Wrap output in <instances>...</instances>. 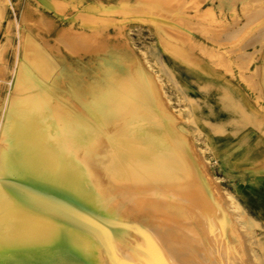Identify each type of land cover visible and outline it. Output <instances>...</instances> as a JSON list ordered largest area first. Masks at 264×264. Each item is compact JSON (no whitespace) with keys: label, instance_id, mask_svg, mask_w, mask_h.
I'll list each match as a JSON object with an SVG mask.
<instances>
[{"label":"rangeland","instance_id":"rangeland-1","mask_svg":"<svg viewBox=\"0 0 264 264\" xmlns=\"http://www.w3.org/2000/svg\"><path fill=\"white\" fill-rule=\"evenodd\" d=\"M38 49L43 51V55L37 54ZM140 50L153 52L157 64H160V58L166 62L168 67L163 74L165 81L168 80L167 87L172 92L187 97L189 99L187 103L190 105L193 100L199 101L196 110L204 116L199 114L196 125L206 134L207 143L212 151L203 153L199 150L198 147L204 145V139L193 141L196 128L192 124L187 125L180 121V126L187 134L183 140L173 133L163 117L156 114L155 107L143 109V115L144 113L151 115L155 124H148L144 115L142 128L135 127L134 121L126 133L118 135L119 138L127 140L117 171V180L126 189L117 194L115 189L110 188L114 184L109 178L107 180L109 183L101 186L100 191L85 199L87 202L82 209L84 213L81 212L84 225L94 231L98 223L104 227L108 225L107 228L112 225L111 228H116L120 234H124L121 237L124 240L129 241L132 237L140 240L142 234L138 231L135 233L134 228L126 225L127 218L135 222V215L131 211L128 213L130 204H133V200L129 201L132 197L130 192L139 191L143 194L142 201L155 202L153 211L176 223L174 230L173 228L165 230L167 239L171 235L170 242L174 246V251H171L170 256L172 259L175 258L176 264H264V218L253 214L252 207L243 203V199L240 198L238 188L224 176L225 156H219L215 145V138H224L230 130L234 131L235 135L243 130L245 124L250 127L256 125L264 127V0H0V171L3 169L2 165L5 167L7 163L8 167L4 169L9 174L0 172L2 174L0 193L5 192L4 189L8 188L9 184H16L26 174L20 159L23 148L19 127H16L10 118L4 117L10 84L14 76L20 75V59L27 61L25 68L29 73L39 77L44 78L63 71L70 77L78 79L82 85L95 87L98 84L104 87L100 77L106 73L111 74L112 70L117 72L116 67L109 69V66L104 64L109 61L107 60L108 56H111L109 53L130 55L132 51L141 57ZM103 58L106 59L102 61ZM31 61L33 65L28 64ZM60 76V80L65 83L67 80L65 74ZM176 81L179 82L178 85L175 84ZM66 93L74 110L77 113L82 112L80 100L76 98L81 92L69 89ZM86 95L91 96L88 92ZM88 105L96 110L91 101ZM218 116L224 121V125L217 122L220 120ZM63 132L66 134L69 149L79 153L85 135L70 126H66ZM57 135L54 138L56 142L60 140ZM34 149L36 148H31L30 153ZM66 155L69 156V152ZM13 157L15 161L20 159L22 164L19 161H12ZM6 159H9L11 164L14 163V166ZM16 165L19 171L15 170ZM9 167L14 169L13 173ZM201 169L206 177L193 176V170ZM3 175L8 179L4 181ZM206 178L214 191V198L207 192L204 184V181L207 182ZM90 185L85 180L84 186L90 188ZM104 186L106 187L103 188ZM23 190L21 187L17 188L14 193L15 197H18L17 200H13L16 198L12 195L13 199L8 201L10 204L17 201V204L13 202L12 205H7L6 202L3 207L4 200L1 199L0 202V220L4 221L5 218L1 217H6L4 222L1 220L3 223L0 221V232L3 230L2 233L11 242L14 239L12 242L14 245L23 244V249L27 247L22 252H20L22 247L16 248L20 258L26 257L23 259L24 263L22 259L20 263L12 259L6 263L52 264L50 260L42 262L37 258L38 255L45 254L44 257L48 259L49 254L46 255L45 249L48 250L50 247L55 249L54 252L51 249V253L57 264H66L65 260L70 254L66 249L73 247L77 249L80 244L76 245L77 248L66 245L67 240L72 238L73 241L77 233L76 230L73 231L72 221H67V217L71 216L67 214L68 210L53 198L45 201L48 221L57 220L58 217V222L63 220L71 228L68 226L57 228L61 229V232L46 228L47 231L42 230L37 235L40 238L43 234L47 237L50 231L49 238L45 240L39 237L36 239V235L24 238L18 230L17 222H15L17 228L14 229L21 235L15 230H9L10 224H14L13 220L7 217L12 209L14 212L21 209L19 210L21 218L25 217L24 220H27V215L22 212L28 205H37L36 200L32 197L29 199ZM222 191L232 194L246 213L257 221V226L240 227L239 220L243 215L230 208L229 201L223 197ZM201 197L204 198L203 201ZM19 198L22 202H18ZM183 198L200 208L195 210L191 205H186ZM218 201L226 212L228 230L234 237V242L224 239V246L221 247L215 240L216 236L220 237L223 234L220 225L217 224L211 229L210 224L204 219L207 213L202 209H211ZM258 208L264 210V206ZM17 211L15 213L19 214ZM63 221L61 223H64ZM197 226L200 228H196ZM187 227H191L190 231L184 229ZM63 229L66 230V234L62 232ZM14 233L19 237L16 235L14 238ZM52 233L55 234V238ZM68 234H72V237ZM200 237L202 240L206 238L207 241H201ZM17 238L25 241L18 243ZM38 239L44 242L47 240L42 250L44 253L39 249ZM105 239L106 243L98 238L99 247L97 243L94 244L96 251L99 252L101 249L102 259L92 260L91 264H129L128 258L131 256L129 244L119 243L118 237L111 247L108 242L111 238ZM52 243L53 247L50 246ZM101 246L105 248L104 251ZM39 250L43 255L38 254ZM81 253L77 252L79 256ZM32 258H35L37 263ZM68 262L67 264L72 263Z\"/></svg>","mask_w":264,"mask_h":264},{"label":"bare ground","instance_id":"bare-ground-1","mask_svg":"<svg viewBox=\"0 0 264 264\" xmlns=\"http://www.w3.org/2000/svg\"><path fill=\"white\" fill-rule=\"evenodd\" d=\"M42 52L43 51L41 49H38L37 54L43 55ZM109 55H111L108 56L109 58L107 60L109 61L104 64H107L109 66V69L110 67H116L117 72L112 70L111 74L106 73L104 76L100 77V79L104 83V87L98 84L95 87H91L92 85H82L77 81L78 79L76 80L75 78H73V76L70 77L63 71L59 73H53L50 76L44 78L39 77L37 75L29 73L25 68V64L27 63V61L22 58L20 59V75L14 76L13 81L10 84V92L8 94L7 104L4 108V117L6 119L10 118L12 120V123L15 124L16 127H19L18 130L21 133V143L23 148V153L21 152L22 154L20 159L23 164L21 163L20 159L17 161L24 165L23 168H25L26 174L25 177H22V179L16 182V184L10 185L7 180L9 187L4 189L5 192L3 193L5 194L0 193V202L4 200L2 204L3 207H5L4 205H6V202H8L9 200H12L13 198H16L13 200H17L18 197H15L14 193L15 190L17 188L19 189L20 187L25 190L29 199H31L32 197L36 200V206L28 205L24 212L21 211L22 213H25L27 217L29 216L28 218L26 217L27 220L29 219L28 221L24 220L25 217L24 219L21 218L22 214L19 212V210L21 209L18 208V211L15 210V212H19L20 216L18 213L16 214L13 209L12 212L7 216L8 219L13 220L14 223L10 224L9 230H15L14 228H17L18 223V230L21 231L19 232L22 233L24 238L36 235L35 237L37 239L38 237L40 238V236H37L40 231H45L46 228H50L52 229V231L56 229L59 232L61 229L59 230L57 228L68 226L67 223L61 220V214L60 220L65 224L61 223L60 220V222H58V217L56 218L57 220L51 219L48 221L47 204L45 202L46 200L53 198L65 210H68L67 214L71 216L67 217V221H72L71 225L73 231L76 230L75 232L77 233V236L73 237V241L71 240L72 238L67 240L66 245L69 244L68 246H76L77 244H80V247L77 248V245V249H75L74 247L70 248L69 250L66 249L67 252H70V254H68L67 256V259L65 260L67 263H69L68 261H70L74 264H91L92 260L99 261L102 259L100 251L101 249H99L98 252L94 247V244L96 245L98 238L101 239L102 242L106 243L107 239L105 238L110 237L111 239H109L108 242H110L112 247L117 241L116 239L119 237V243L121 242L123 244H129L131 252V256L128 255L129 252L127 254L128 257L130 256V258L127 257L129 259V264H140L141 261L142 264H173L174 262V264H176L175 258L172 259L173 257L170 256L171 251H174V246L170 242L171 235L168 239L165 236L167 234L165 233V230H169L171 228H173L174 230V226L176 223H174L172 219L168 217H161L160 213H156L155 211H153L155 202L142 201L143 194L139 193V191L137 192L134 190L135 192H130L132 197L129 198V201L133 200V204H130L128 213L131 211L133 215H135L136 223L134 222V220L127 218L126 225L134 228L136 230L135 233H137L138 231L142 234V238L140 239L141 241L136 237H132V239L129 241L124 240L123 238H121L124 234H120L117 231L118 229L116 228H111L112 225H110L111 227L107 228L106 226L108 225L104 227L103 224L101 226L98 223L95 231L92 229H88V227L84 225V217L81 216V214L84 213L82 209H84V205L87 202L85 199H88V196L89 198L91 196H94L95 193L100 191L99 189L101 186L109 183L107 181L109 178L112 179L111 182L114 184L113 186H110V188L115 189L117 194L119 193V191L126 189L124 185H121V183L118 182L117 171L118 164L122 159L121 153L124 147L127 145V140L119 138L118 135L126 133L132 127V122L134 121H136L134 123L135 127L142 128V118L144 115L148 124H155V120L151 119V115H149L148 113H144L143 115V109L155 107L157 110L156 114L160 117H163V119L166 120V123L170 125V129L173 131V133L183 138V140L186 139L185 135L187 134L180 126V121L187 123V125L192 124L196 128L194 136L192 137L193 141L198 142L204 139V145L199 147L197 146L199 150H201L203 153L212 151L207 143L206 134L201 131L196 125L197 117L200 115H202V117L204 116L203 113L196 110L199 106V101L193 100L190 105V103H187V101L189 100L187 97L181 96L178 93H174L170 90L169 87H167L168 80L165 81V74H163L168 67L165 61L161 60L160 58V64H157L154 59V53L147 50H140L141 57L136 56L132 51L130 55L111 52L109 53ZM106 58H103L102 61ZM28 64L33 65V61L28 62ZM63 74H65L67 78L65 83L60 80V75ZM5 80L6 79H4V81ZM91 83H93V81ZM176 83L178 85L179 82L176 81L175 84ZM69 89H76L79 93L81 92L80 94L82 96L80 97L79 94L76 95V98L80 100L82 112L77 113V111L74 110L73 105L68 101L66 91ZM87 92L90 93L91 96L88 97L86 95ZM172 96H174V98ZM89 101H91L95 105L96 110H93V108L88 105ZM95 123L97 124V126H93V124ZM66 126L74 127L78 130V132L85 135V137L82 139L79 153L74 150H70L68 144L66 143V134L65 132H63ZM56 134H58L57 136L60 138V140L57 142L54 140ZM31 148L36 149H34V151L30 153ZM17 151L14 152L16 153ZM68 152L69 156L66 155V153ZM9 153H11V151ZM18 156L16 157L18 158ZM14 159L15 157H13L12 161H15ZM8 162L11 164L10 161ZM6 166L7 163L5 167ZM13 166H11V168ZM5 167H3L2 165L3 169ZM16 168L15 170H18L19 167L17 166ZM3 169L1 171L3 172V174L5 173V175H7L8 173L5 169L3 171ZM12 170L14 169H11V172ZM193 173V176L195 175L196 177H199V175L202 176V178L206 177L202 169L197 171L193 170ZM5 175H3V178ZM11 177L13 178L14 175ZM6 179L8 178L5 176L4 181ZM85 180L91 184L90 188H86V186H84ZM204 184L211 198H214V191L211 188L208 179L207 182L204 181ZM0 185L2 186V184ZM105 187L106 186H104L103 188ZM112 192L110 194H112ZM222 193L224 195L222 196L225 197L227 201H229V206H231L230 208L234 212L243 215V218L239 220L240 227L246 226L251 228L254 227V225L257 226V221L246 213V210L241 206V204L232 194L223 191ZM107 195H109V193ZM11 197L13 198L11 199ZM23 197L25 196L23 195ZM23 197L21 198L24 199ZM22 199L19 198V200L21 201L18 200V202H22ZM200 199H202L203 201L204 198L201 197ZM184 201L186 202V205H191V207L195 210H198V208H200L194 205L190 200H188L187 202V200L184 199ZM13 202H16L15 204H17V201H12L11 203L13 204ZM12 204L8 202L7 205ZM202 209L207 213V217L204 219L207 220L208 224H210L211 229H213V226H216L217 224L220 225L223 234L220 237L215 235V240L220 244V247L221 245L224 246V239H229L231 242H234V237L232 236L233 234L231 235L230 231L228 230V217L226 216V212L221 206V203L218 201V203L215 202V205L211 209ZM25 214H23V216H25ZM95 217H97V214L95 215ZM1 218H5L6 220L5 216ZM97 221L99 222V220ZM15 222L17 223L15 224ZM68 228H71L70 225L68 226ZM196 228H198V226ZM184 229L189 230L191 229V227H187ZM63 230L64 231L62 232L66 234V230ZM15 231L18 233L17 230ZM2 232H0V264H7L6 261L10 259L20 263L21 259L23 260L26 257L23 256V258H20L19 254L17 253L18 249L16 248L22 247L23 249V244L22 246H18L19 244L17 246L14 245L12 243L14 239L11 242L9 238H7V236H5ZM75 232H73V234ZM12 233L13 232H11V234ZM20 233H18V235H21ZM49 233L51 232L48 231V236ZM54 233H56V231ZM54 233H52V235L55 238ZM183 233L185 232L183 231ZM14 235L15 238L17 234L14 233ZM68 235H70L69 237H72V234ZM45 237L46 236H44L43 234V237L40 239H47V237ZM61 238H63L62 235ZM17 239L18 243H23L22 241L24 239ZM44 240H37L39 249L41 251L44 249V243L47 242V240L45 242ZM203 240L201 239V241ZM57 242L58 240L56 241V243ZM48 244L50 243L48 242ZM225 244L227 243L225 242ZM50 246L53 247V243ZM97 246L99 247L98 243ZM22 249H20V252L25 250ZM49 249L50 247L48 248V250ZM51 249L53 250V248ZM104 249L105 248H103L102 251H104ZM40 250L38 251V254L42 252L44 253V251L41 252ZM48 250L45 249L46 255L49 254V258L47 257L48 259L44 257L45 254L44 256H40L37 254V258L42 262H47L48 260H50L51 262H53L52 264H57L58 262L54 260V255H52L51 253L52 250L50 251V253ZM77 252H82V255L79 256ZM50 255L53 257H51ZM60 255H62V253ZM33 260L35 261V263H37V260L35 258ZM115 260L117 261L116 258ZM173 260L175 261L173 262ZM24 261L25 260H23V263Z\"/></svg>","mask_w":264,"mask_h":264},{"label":"crops","instance_id":"crops-1","mask_svg":"<svg viewBox=\"0 0 264 264\" xmlns=\"http://www.w3.org/2000/svg\"><path fill=\"white\" fill-rule=\"evenodd\" d=\"M217 122L225 124L221 118ZM233 132L215 138L219 156H225L224 176L238 188L243 203L262 219L264 210L258 207L264 206V127L245 124L242 131Z\"/></svg>","mask_w":264,"mask_h":264}]
</instances>
